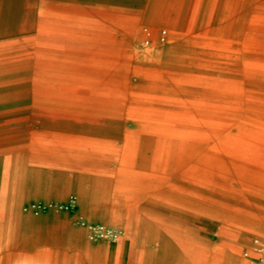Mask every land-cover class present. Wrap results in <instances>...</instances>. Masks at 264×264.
Segmentation results:
<instances>
[{
    "label": "rangeland",
    "instance_id": "obj_1",
    "mask_svg": "<svg viewBox=\"0 0 264 264\" xmlns=\"http://www.w3.org/2000/svg\"><path fill=\"white\" fill-rule=\"evenodd\" d=\"M0 264H264V0H0Z\"/></svg>",
    "mask_w": 264,
    "mask_h": 264
},
{
    "label": "crops",
    "instance_id": "obj_2",
    "mask_svg": "<svg viewBox=\"0 0 264 264\" xmlns=\"http://www.w3.org/2000/svg\"><path fill=\"white\" fill-rule=\"evenodd\" d=\"M136 117H140V119H144V120H147V121H155V122H162L161 125L163 126H167V127H174L176 128L177 125H207L205 123H198V122H195V123H182V121H180L176 115H173V114H163V113H157V112H152V111H145V112H141V111H138L134 114ZM187 127V126H186ZM185 128V127H184ZM188 128H191V129H195L196 127H192V126H189Z\"/></svg>",
    "mask_w": 264,
    "mask_h": 264
},
{
    "label": "bare ground",
    "instance_id": "obj_3",
    "mask_svg": "<svg viewBox=\"0 0 264 264\" xmlns=\"http://www.w3.org/2000/svg\"><path fill=\"white\" fill-rule=\"evenodd\" d=\"M61 115V114H60Z\"/></svg>",
    "mask_w": 264,
    "mask_h": 264
}]
</instances>
